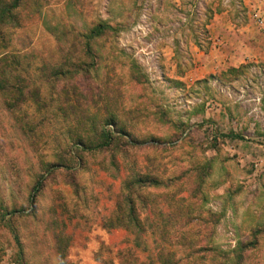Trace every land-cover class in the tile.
<instances>
[{
    "label": "rangeland",
    "instance_id": "374dc122",
    "mask_svg": "<svg viewBox=\"0 0 264 264\" xmlns=\"http://www.w3.org/2000/svg\"><path fill=\"white\" fill-rule=\"evenodd\" d=\"M248 11L246 0H20L7 12L0 264H264V60L253 47L237 67L208 59L216 39L232 37L239 57L244 46L215 36L213 16L239 26ZM102 130L109 146L80 149Z\"/></svg>",
    "mask_w": 264,
    "mask_h": 264
},
{
    "label": "crops",
    "instance_id": "0c3cea01",
    "mask_svg": "<svg viewBox=\"0 0 264 264\" xmlns=\"http://www.w3.org/2000/svg\"><path fill=\"white\" fill-rule=\"evenodd\" d=\"M250 1L254 0H246V3L249 4ZM246 19L248 20L247 23H245L244 21L241 23V25L236 26L232 25L233 22L231 21V18L230 16H228V14L221 13L215 14L213 16L211 27L215 31V36H220L225 32L226 33L224 35H226L227 33H231L232 35H234L235 33H237L238 35L242 34L240 40H242L241 42L244 45L240 46L243 47V50L242 54L239 57L236 52V48H239V46H234L236 43L232 37L228 38L227 36L224 40L222 38L216 39L215 42L213 40L214 43L222 44L221 46H213L215 50L221 51L219 53L220 56L218 58H208L211 60L210 62L215 65V67H237L245 60L253 58L252 55H254V50L257 52L256 55H258H254V57H256V59L264 60V30H261L253 25L252 21L248 17V13ZM253 44L256 46H252ZM251 47H253L254 50L252 51V54H249L247 50Z\"/></svg>",
    "mask_w": 264,
    "mask_h": 264
},
{
    "label": "trees",
    "instance_id": "16d2710c",
    "mask_svg": "<svg viewBox=\"0 0 264 264\" xmlns=\"http://www.w3.org/2000/svg\"><path fill=\"white\" fill-rule=\"evenodd\" d=\"M19 1L20 0H14L13 3L10 4L9 6H2V7H0V13H1L0 14V23H3L4 17L7 15V12L11 11V9H14V8H17L18 7ZM107 28H108V25H102V24L101 25H97L90 32L89 37L92 38V37L100 36L104 32V30L107 29ZM2 58H4V56H2ZM7 58H12L13 59L14 66L15 67L16 66H19L18 59H17L18 57L17 56L16 57L15 56H7ZM5 74H6L5 70H1L0 71V76L4 77V80L3 81L6 84L7 83L6 82L7 80L5 79ZM0 89L2 91H5V88H4V86L1 83H0ZM20 90H21V88H19L18 90H16L19 95L22 94V91H20ZM108 124H109V122H107L105 125H108ZM112 124H113V122L110 123V125H112ZM110 134H111L110 133V130H102V132H101L102 142H100V143H98L96 145H93V146L92 145H89V146H82V145H80V149L81 150H84V151H94V150H98V149H101L103 147L109 146L110 143H111V140H112ZM232 137L238 138V139H243L240 136H232ZM128 143L130 145L135 144V142H133L132 140H129ZM41 185H42V182H41V180H39L33 186V188H32V194H31V198H30L31 199V203L33 202V198L38 193Z\"/></svg>",
    "mask_w": 264,
    "mask_h": 264
},
{
    "label": "built area",
    "instance_id": "2783aa9c",
    "mask_svg": "<svg viewBox=\"0 0 264 264\" xmlns=\"http://www.w3.org/2000/svg\"><path fill=\"white\" fill-rule=\"evenodd\" d=\"M248 8V16L252 23L259 29L264 30V0L250 1Z\"/></svg>",
    "mask_w": 264,
    "mask_h": 264
}]
</instances>
